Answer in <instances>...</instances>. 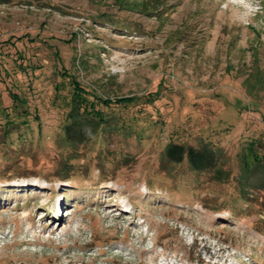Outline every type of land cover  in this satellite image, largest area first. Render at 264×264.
<instances>
[{
  "label": "rangeland",
  "instance_id": "rangeland-1",
  "mask_svg": "<svg viewBox=\"0 0 264 264\" xmlns=\"http://www.w3.org/2000/svg\"><path fill=\"white\" fill-rule=\"evenodd\" d=\"M0 264H264V0H0Z\"/></svg>",
  "mask_w": 264,
  "mask_h": 264
},
{
  "label": "trees",
  "instance_id": "trees-1",
  "mask_svg": "<svg viewBox=\"0 0 264 264\" xmlns=\"http://www.w3.org/2000/svg\"><path fill=\"white\" fill-rule=\"evenodd\" d=\"M72 83L74 85L72 109L68 114L69 122L64 127V130L67 143L72 147H76L83 144L87 140L86 133L81 127V122L83 121L81 119L82 116H84V114L88 116L95 115V117L99 118L98 122L101 123H104L105 118L103 117V114L96 110L95 104L90 103L88 99L83 95V93H85L83 87L74 80ZM12 97L15 100L19 99L16 94H13ZM133 101V98H122L114 101L104 100L103 103L107 105H111V103L128 105ZM81 110L83 111V113ZM165 156L167 158V161L173 163H182L183 161L187 160L191 168L197 172L213 170L215 171V174H217V180H221V178H224L220 177L221 168L219 167V164L222 162V157L218 151H215L211 148L205 147L203 150H197L192 146H185L183 144L171 142L165 149ZM225 178H228V175ZM62 179L66 180V177H62Z\"/></svg>",
  "mask_w": 264,
  "mask_h": 264
},
{
  "label": "bare ground",
  "instance_id": "bare-ground-1",
  "mask_svg": "<svg viewBox=\"0 0 264 264\" xmlns=\"http://www.w3.org/2000/svg\"><path fill=\"white\" fill-rule=\"evenodd\" d=\"M60 207V206H59ZM58 207V209H59V211H60V208ZM57 209V208H56ZM126 210V209H125ZM127 211V210H126ZM57 213V212H56ZM55 213V214H56ZM55 216V215H54ZM53 215H50V216H48V217H51V218H53L52 219V221H51V223H53V226H56L55 228H54V232L56 233L59 229H60V227H61V225H55V224H57V223H59V222H65V218H66V216H65V214H61L60 213V215L58 216V217H54ZM57 216V215H56ZM59 221V222H58ZM63 225V224H62ZM67 231H69V230H66V232ZM91 247V246H90Z\"/></svg>",
  "mask_w": 264,
  "mask_h": 264
}]
</instances>
